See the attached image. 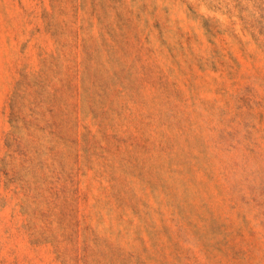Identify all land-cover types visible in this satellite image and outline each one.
<instances>
[{
	"label": "rangeland",
	"instance_id": "rangeland-1",
	"mask_svg": "<svg viewBox=\"0 0 264 264\" xmlns=\"http://www.w3.org/2000/svg\"><path fill=\"white\" fill-rule=\"evenodd\" d=\"M0 264H264V0H0Z\"/></svg>",
	"mask_w": 264,
	"mask_h": 264
}]
</instances>
